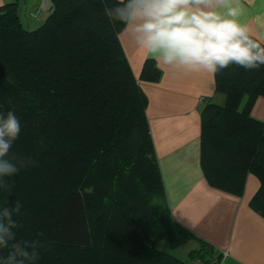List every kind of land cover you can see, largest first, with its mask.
I'll return each instance as SVG.
<instances>
[{
	"label": "trees",
	"instance_id": "obj_1",
	"mask_svg": "<svg viewBox=\"0 0 264 264\" xmlns=\"http://www.w3.org/2000/svg\"><path fill=\"white\" fill-rule=\"evenodd\" d=\"M19 1L0 4V115L14 111L21 122L12 153L38 164L7 178L14 187L0 191V209L21 201L14 231L41 241L36 264H219L222 255L166 203L147 97L120 43L122 25L103 14L117 0H50L33 30L20 21ZM140 79L159 81L152 59ZM214 83L224 100L201 111L202 173L237 196L254 174L259 188L249 204L264 218V121L251 115L264 97V66L231 65ZM162 241L196 247L181 260Z\"/></svg>",
	"mask_w": 264,
	"mask_h": 264
},
{
	"label": "crops",
	"instance_id": "obj_2",
	"mask_svg": "<svg viewBox=\"0 0 264 264\" xmlns=\"http://www.w3.org/2000/svg\"><path fill=\"white\" fill-rule=\"evenodd\" d=\"M5 2L0 0V4ZM240 7V22L264 40V0H240ZM50 10V0L18 2L20 21L28 30L37 28ZM119 40L148 100L146 116L173 218L213 245L222 255L219 264H264V218L249 204L259 188L258 178L247 174L243 192L237 196L209 185L201 170V111L208 100H224L215 92L214 74L159 63L123 31ZM147 59L160 70L157 82L140 79ZM251 115L264 121L263 96L255 100Z\"/></svg>",
	"mask_w": 264,
	"mask_h": 264
},
{
	"label": "clouds",
	"instance_id": "obj_3",
	"mask_svg": "<svg viewBox=\"0 0 264 264\" xmlns=\"http://www.w3.org/2000/svg\"><path fill=\"white\" fill-rule=\"evenodd\" d=\"M112 23L122 25L135 45L157 62L189 72L219 73L231 65L246 71L264 66V40L240 22V0H117L104 6ZM21 122L14 111L0 115V191L11 195L14 177L38 161L12 153ZM21 201L0 209V264H36L40 240H18ZM43 232L37 236H43Z\"/></svg>",
	"mask_w": 264,
	"mask_h": 264
},
{
	"label": "rangeland",
	"instance_id": "obj_4",
	"mask_svg": "<svg viewBox=\"0 0 264 264\" xmlns=\"http://www.w3.org/2000/svg\"><path fill=\"white\" fill-rule=\"evenodd\" d=\"M5 1L10 2L8 0H5ZM158 247L160 249H163V250H169L171 252V254H173L174 256H176L177 258H179L181 260H188L187 254H188L189 250L194 249L196 247V244L192 241H189L188 243L183 244L177 248L169 249L166 245H164V241H162L158 244Z\"/></svg>",
	"mask_w": 264,
	"mask_h": 264
}]
</instances>
